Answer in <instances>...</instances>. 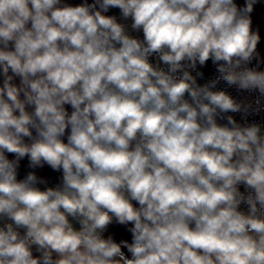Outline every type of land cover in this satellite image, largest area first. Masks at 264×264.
Here are the masks:
<instances>
[{
	"label": "clouds",
	"instance_id": "1",
	"mask_svg": "<svg viewBox=\"0 0 264 264\" xmlns=\"http://www.w3.org/2000/svg\"><path fill=\"white\" fill-rule=\"evenodd\" d=\"M0 264H264V0H0Z\"/></svg>",
	"mask_w": 264,
	"mask_h": 264
}]
</instances>
